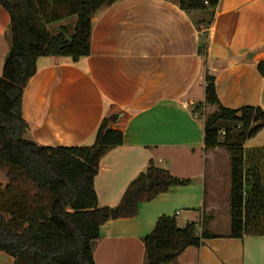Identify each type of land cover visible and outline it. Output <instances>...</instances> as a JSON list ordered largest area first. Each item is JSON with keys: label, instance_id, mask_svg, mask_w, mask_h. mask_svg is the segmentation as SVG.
Masks as SVG:
<instances>
[{"label": "crops", "instance_id": "0c3cea01", "mask_svg": "<svg viewBox=\"0 0 264 264\" xmlns=\"http://www.w3.org/2000/svg\"><path fill=\"white\" fill-rule=\"evenodd\" d=\"M44 3L48 29L73 31L81 0ZM11 21L0 5V78L11 43ZM264 0H220L216 8L182 10L176 0H118L92 17L90 56L42 57L23 98L29 136L45 147L92 146L102 120L127 117L124 144L100 162L95 190L100 208L116 207L129 185L150 166L192 180L151 202L138 215L108 222L93 242L96 264H145L144 239L161 216L201 232L207 174L217 176L222 150L206 152L204 126L217 106L205 105L206 76L215 78L226 108L264 110ZM264 131V128L263 130ZM248 140V167L264 150ZM209 172V173H208ZM0 264L14 260L0 252ZM172 264H264V235L207 240Z\"/></svg>", "mask_w": 264, "mask_h": 264}, {"label": "trees", "instance_id": "16d2710c", "mask_svg": "<svg viewBox=\"0 0 264 264\" xmlns=\"http://www.w3.org/2000/svg\"><path fill=\"white\" fill-rule=\"evenodd\" d=\"M118 0H81L73 31L52 33L38 0H0L11 21L10 50L0 78V252L14 264H96L93 242L108 222L138 215L141 203L155 200L192 180H181L150 163L127 188L116 207L100 208L95 178L100 162L124 144L126 123L102 120L92 146L45 147L29 136L23 98L42 57L90 56L92 17ZM182 10L216 8L220 0H176ZM207 3V5H205ZM264 76V62L257 65ZM205 105L217 106L205 119V151L222 150L226 161L217 176L207 174L201 232L196 224L180 228L175 217H159L144 239L145 264H172L188 248L216 238L243 239L264 235V150L255 167H248L245 143L264 128V110L221 105L213 76H206ZM224 126H220V123ZM224 132V136L221 134ZM250 164V163H249ZM209 173V172H208Z\"/></svg>", "mask_w": 264, "mask_h": 264}, {"label": "rangeland", "instance_id": "374dc122", "mask_svg": "<svg viewBox=\"0 0 264 264\" xmlns=\"http://www.w3.org/2000/svg\"><path fill=\"white\" fill-rule=\"evenodd\" d=\"M220 126H224V123H220ZM259 140H257L258 142L263 141L264 140V131H262V133L258 136ZM7 183V179L5 178L4 174L0 172V187L4 188L5 185Z\"/></svg>", "mask_w": 264, "mask_h": 264}, {"label": "built area", "instance_id": "2783aa9c", "mask_svg": "<svg viewBox=\"0 0 264 264\" xmlns=\"http://www.w3.org/2000/svg\"><path fill=\"white\" fill-rule=\"evenodd\" d=\"M205 5H207V3H205ZM223 136L225 135L224 132L221 133Z\"/></svg>", "mask_w": 264, "mask_h": 264}]
</instances>
